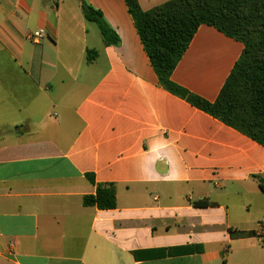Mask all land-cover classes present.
<instances>
[{"label": "crops", "instance_id": "crops-1", "mask_svg": "<svg viewBox=\"0 0 264 264\" xmlns=\"http://www.w3.org/2000/svg\"><path fill=\"white\" fill-rule=\"evenodd\" d=\"M85 1L118 45L78 0H0V107H51L0 117V264H264V145L160 85L125 0ZM243 51L202 25L171 79L215 102Z\"/></svg>", "mask_w": 264, "mask_h": 264}, {"label": "trees", "instance_id": "trees-1", "mask_svg": "<svg viewBox=\"0 0 264 264\" xmlns=\"http://www.w3.org/2000/svg\"><path fill=\"white\" fill-rule=\"evenodd\" d=\"M78 1L85 19L98 26L105 45H118L120 38L103 13L85 0ZM125 2L160 85L264 145V0H171L149 11H144L138 0ZM202 25L214 27L244 45L240 59L215 102L189 92L171 79ZM94 52L87 51L88 58ZM87 177L95 183L90 175ZM83 204L100 210L115 209L116 190L113 185L99 184L96 194L86 196ZM194 204L198 207L216 205L207 200Z\"/></svg>", "mask_w": 264, "mask_h": 264}, {"label": "rangeland", "instance_id": "rangeland-1", "mask_svg": "<svg viewBox=\"0 0 264 264\" xmlns=\"http://www.w3.org/2000/svg\"><path fill=\"white\" fill-rule=\"evenodd\" d=\"M76 2V0H74ZM32 42V41H31ZM33 43V42H32ZM32 45V44H31ZM40 102V101H38ZM34 103V105H29L28 107H25L24 109L18 110L16 106H4L0 107V117H2V121L5 124L17 121V122H27L31 115H35V120L37 122L43 121V117L48 115V112H50L49 105H46V103Z\"/></svg>", "mask_w": 264, "mask_h": 264}, {"label": "built area", "instance_id": "built-area-1", "mask_svg": "<svg viewBox=\"0 0 264 264\" xmlns=\"http://www.w3.org/2000/svg\"><path fill=\"white\" fill-rule=\"evenodd\" d=\"M46 37V31L43 29L36 30L34 32H31L28 35V39L32 41L35 44H40L43 42V40ZM260 233L264 235V226H260Z\"/></svg>", "mask_w": 264, "mask_h": 264}]
</instances>
